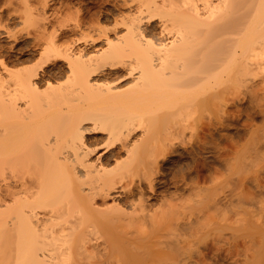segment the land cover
<instances>
[{
    "label": "rangeland",
    "instance_id": "1",
    "mask_svg": "<svg viewBox=\"0 0 264 264\" xmlns=\"http://www.w3.org/2000/svg\"><path fill=\"white\" fill-rule=\"evenodd\" d=\"M124 2V0H0V31L4 26H8L20 35L18 41L0 35V46L4 43L8 51L11 49L9 52H16L17 56H21V53L24 57L30 56L29 61L21 63L23 66L37 65L42 58L39 52L42 51V47L37 42L42 36L40 27L44 24L46 16H49L52 18L51 25L47 23L49 20L45 21L49 33L65 22L64 30L66 26L68 29L74 28L70 30L66 28V34L68 30L69 36L65 34L61 40L69 39V42L74 39L80 40L74 45L76 46L74 50L84 48L87 56L99 53L108 46V40L107 34L105 36L97 29L98 24L107 27L115 25L114 28H118V24L116 26L114 23L116 22L114 16H120L123 13L121 10H125L124 13L127 14L136 11L133 6L129 8V5H123ZM162 19L156 17L148 22L145 18L143 26L157 33L162 29L164 22ZM60 21L62 24L59 26ZM77 21L78 23L81 21L79 28L76 26ZM231 25L236 30L245 26V30L239 35L242 44H246L256 33L255 30L264 32V10L257 16H251L249 13L239 14L232 19ZM125 27H119L117 29L119 32L110 28L112 32H108L111 35L109 37L117 39L119 35H124L127 32ZM229 27L210 31L205 35L201 33L202 38L180 60L182 67L177 69L178 73L161 83L160 88L156 87L157 101L153 93L143 101L129 95L98 100L85 91H82L84 94L82 101L79 99L82 103L87 102L83 104L89 106V108L85 106V114L95 113L111 119L112 122L119 123L120 118L123 121L122 119L127 116H132L138 122L141 119L139 113H143L145 117L143 121L148 128L145 134V151L137 150L131 157L126 154L119 157L111 156V152L106 155L109 154L111 157V163L107 166L110 170L116 169L120 162L124 169L126 166L134 168L137 165L140 171L141 175L136 176L135 183V192L139 196L135 195L136 198L140 197L139 190L143 189L145 208L142 207L143 210L138 206L137 210H134L129 203L133 196L128 192V187L130 188L132 183L129 179L130 184L126 187L127 192L121 198V202L127 212L132 214L121 224L125 228L141 227V232L148 237L145 242L148 264H264V178L257 179L254 157L253 160L249 158L248 170L243 167L245 148L248 146L249 155H254L260 140L264 138V126L256 97L257 89L251 85L247 89L246 86V81L256 69L242 79L235 74L236 66L231 63L232 61L229 62L231 56L225 60L236 44L232 45V41L226 39L229 36L223 34V31L234 30ZM63 29L61 27L59 31L64 32ZM169 40L170 38L167 41ZM34 48L38 50V54ZM239 49L242 51V47L239 46ZM34 53L37 55L31 56ZM121 55L130 61L134 54L122 49ZM263 55L260 56L262 61ZM136 56L137 54L133 57ZM247 56L248 54H244L241 58ZM57 62L66 63L64 59L53 60L49 68L55 67ZM118 67L117 76L121 75L120 70L125 69L124 65L118 64ZM105 68H111V65L108 64ZM136 72L134 79L140 74L139 71ZM70 74L67 68L66 74L56 78L54 83L59 85L65 83L69 87V83L75 82L73 77L68 76ZM116 75L114 74V79L111 80L113 83L118 81L115 79ZM134 79L120 85L116 91L128 89L136 81ZM45 86L43 87L46 88ZM54 96L50 111L46 113L45 110L44 117L42 109H39L41 113L39 112V115L37 113L36 117L38 116L39 120L37 121L43 125L51 121L44 120L47 116L48 119H53L57 115L63 116V121L57 123L55 131L66 138L70 121L80 112L73 107L79 104L75 97L78 95L73 94L72 97L70 95L69 98L63 99L60 95ZM70 100L75 104L72 105ZM86 108L90 114L86 112ZM40 115L42 118L39 119ZM90 122L93 120L89 119L86 123ZM34 125L39 126L37 123ZM41 127L43 129H40L39 133V129L36 128L38 134L36 132L35 134L38 137H35V140L45 134L44 125ZM257 132L261 137H257ZM143 133V130H137L134 140L141 138ZM107 138L108 131L103 129L88 134V142L92 147H97V151L89 157L90 161H97L99 154L104 151ZM39 151L38 156H42L41 159L34 158L32 162L17 166L16 171L20 176L39 181L40 177L45 175L44 171L48 170L49 165L45 162L46 158H43L46 155V153L42 155L44 150L42 153ZM157 158L159 182L153 190L147 178L151 170L145 166L149 164L156 166ZM2 171L3 167L0 164L1 182L5 176ZM6 174L10 177L11 169H7ZM246 176L248 180L245 183ZM12 179L14 178H10V181ZM129 180L124 184L129 183ZM258 180L263 184L262 191L257 187ZM109 201L113 203L112 200ZM99 203L102 207L106 206L103 204V198L99 199ZM40 210L43 209H39L40 215L43 216L45 212ZM7 231L6 228L0 229V264H33L35 263L33 249L36 247L37 253L40 254L44 252L43 250L41 253L37 247L39 240L32 239L28 233L26 234L29 236L23 235L24 238L21 236L19 238L18 230L17 235L13 233L15 230L11 235H9L11 231L10 233ZM52 248L54 255L49 258L52 264H75L73 257L69 260L61 259L63 255L60 254L57 245H53ZM98 264L125 263L122 256L108 247L99 254Z\"/></svg>",
    "mask_w": 264,
    "mask_h": 264
},
{
    "label": "bare ground",
    "instance_id": "2",
    "mask_svg": "<svg viewBox=\"0 0 264 264\" xmlns=\"http://www.w3.org/2000/svg\"><path fill=\"white\" fill-rule=\"evenodd\" d=\"M124 1L123 5H129V8L133 6L136 11L127 14L124 13L125 10H121L123 13L119 14L120 16H114L113 19L116 21L114 22L116 26L118 24V28L126 26L127 32L114 39L115 37H109L108 32L112 28L119 32L118 28H114L115 25L111 28L98 24L97 29L102 32L101 34L105 36L107 34L108 40V46L99 53L87 56L84 48L80 47V50L77 47L79 51L74 50L77 39L72 40L73 42H69L67 38L64 41L61 40L65 37L66 28L68 29L67 26L65 30L63 29L64 20L63 24L62 21L59 22V26L60 24L63 26L49 33L45 24V21L49 20L47 23L51 25L52 18L49 16H46L44 24L40 27L42 36L39 35L41 39L37 42L42 47V51H39L42 58L37 65L24 64L23 66L21 63L29 61V55L24 57L21 53V56H17L16 52H9L11 49L8 51L4 43L0 46V164L3 167L2 173L5 175L2 178L3 182L0 180V229H8L7 232L11 231L9 235L14 230L13 233L16 234L18 230L19 238L30 235L32 239L40 241H37V247L41 253L43 250L44 252L40 254V252L37 253L36 247L33 249L35 250L33 264H52L50 257L54 255L53 245H57L60 254L63 255L61 259L69 260L73 257L75 264L85 262L98 264L99 254L108 247L122 256L125 264H148L145 246L148 237L141 232V227L125 228L121 224L132 214L127 212L121 202L130 180L134 186L130 184V188L128 187L129 194L133 195L132 198L129 197L130 200L128 198L129 203L134 210H137L138 206L145 208L143 189L139 190L140 197L136 198L138 194L135 192L136 176L141 175L140 171L137 165L134 168L126 166L128 169L126 167L124 169L120 162L116 169L110 170L107 166L111 163V157L109 154L106 155L111 152V156L119 157L126 154L131 157L137 150H143L146 147L145 134L148 131L143 121L145 117L143 113H139L141 119L138 122L132 116H127L123 117V121L120 118L118 123L95 113L91 114L92 116L87 115L84 111L86 104H83L87 102H81L84 95L82 91L95 96L98 100L129 95L143 101L153 93L157 101L156 87L160 88L161 83L178 73L177 69L182 67L180 60L202 38L201 33L205 35L210 31H219L229 26H231L230 29H234L231 25L234 17L247 13L257 16L264 10V0ZM123 5L120 4L121 7ZM156 17H162L164 21L162 29L157 33L143 26L145 18L151 22ZM80 25L81 21L76 26L79 28ZM54 27L57 26L54 25ZM61 27L64 32L59 31ZM72 28L74 27H70ZM244 30L245 26L240 27L239 30L235 28L230 32L223 31L226 37L229 36L226 39L232 41V45L236 43L225 60L231 56L229 62L232 61L231 63L236 66L235 74L242 79L256 69L249 77L250 81L249 79L246 81V86L247 89L250 85L257 89L256 97L262 116V126H264V61L260 59V56L264 54V32L255 30L254 36L250 37L246 44H242L239 34ZM0 35L15 38L16 41L20 40L18 32L8 26H4ZM169 38L170 40L167 41ZM239 46L242 47V51ZM122 49L129 50L137 56L134 58L132 55L129 61L121 55ZM35 51L38 50L35 49ZM244 54L248 56L243 59L241 57ZM57 59H64L66 63L57 62L53 64L55 67L49 68V64ZM107 63L111 65V68H105ZM118 64L124 65L125 69L120 70L121 75L117 76ZM67 68L71 72L68 76L73 77L75 82L70 81L73 83H69V87L65 83H60L61 85L54 83L56 78L66 74ZM136 70L140 74L137 75L138 77L135 75L137 78L134 79ZM114 74L115 79L118 80L115 81L116 83L111 81L114 79ZM131 77L136 80L133 85L127 87L128 89L116 91L120 85L133 81V79L130 80ZM100 79L104 81H99ZM44 85L46 88L43 87ZM73 94L78 95L75 97L79 103H74L73 107L80 112L78 111L79 113L70 121L68 133L65 134L68 137L64 138L55 131V126L63 121V116L57 115L58 117L55 116L53 119L44 117L50 111V104L55 99L54 95H60L63 99L69 98L70 95L72 97ZM71 104L74 105L72 101ZM86 107L89 108V106ZM87 108L86 112H89ZM39 109H42V114L47 110L43 118L51 121H49L50 124L49 122L43 124L45 134L35 140V137H38L36 134L43 129L42 122L39 124L38 116L36 117L37 113L38 115L41 113ZM40 118H42L41 115ZM89 119L93 122L86 123ZM35 121L40 127L34 125ZM36 128L39 129L38 133ZM101 129L108 131V138L104 151L99 154L97 161L92 162L89 157L97 151V147H92L88 142V134ZM137 130H143L144 133L141 138L134 140ZM257 137H261L258 132ZM42 149L44 150L42 155L46 153L43 158H46L45 162L50 166H47V172L44 171L45 175L43 173L39 181L20 176L16 171L17 166L32 162L34 158H42L38 156V151ZM245 150L244 169L248 170L249 158L253 160L254 157L257 179L264 178V138L260 140L254 155H249L248 146ZM158 161L157 158L156 166L151 164L145 166L151 170L147 178L153 190L159 182ZM142 163L144 164V161ZM7 169H11L10 177L6 174ZM10 178H14L12 179L14 181L11 180V182ZM126 180H129V183L125 185ZM247 180L246 176L245 183ZM257 187L260 191L263 190V184L259 180ZM100 198H103L105 207L99 203ZM39 209L45 212L43 216L40 215ZM145 222L143 224H146Z\"/></svg>",
    "mask_w": 264,
    "mask_h": 264
},
{
    "label": "snow or ice",
    "instance_id": "3",
    "mask_svg": "<svg viewBox=\"0 0 264 264\" xmlns=\"http://www.w3.org/2000/svg\"><path fill=\"white\" fill-rule=\"evenodd\" d=\"M103 149H101V151H102Z\"/></svg>",
    "mask_w": 264,
    "mask_h": 264
}]
</instances>
